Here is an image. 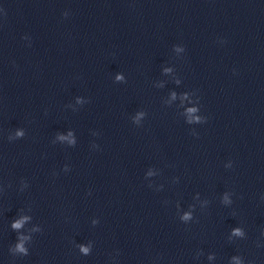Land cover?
<instances>
[{"label":"clouds","instance_id":"clouds-1","mask_svg":"<svg viewBox=\"0 0 264 264\" xmlns=\"http://www.w3.org/2000/svg\"><path fill=\"white\" fill-rule=\"evenodd\" d=\"M13 227H16V228L20 227V222H17L16 224H14ZM17 247H18V250H19V251H21V252L24 251L22 245H18Z\"/></svg>","mask_w":264,"mask_h":264}]
</instances>
